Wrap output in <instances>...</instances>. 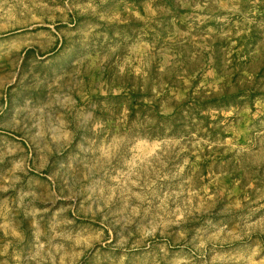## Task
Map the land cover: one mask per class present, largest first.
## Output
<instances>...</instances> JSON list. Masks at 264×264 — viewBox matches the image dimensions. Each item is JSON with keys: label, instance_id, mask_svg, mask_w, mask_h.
<instances>
[{"label": "rangeland", "instance_id": "rangeland-1", "mask_svg": "<svg viewBox=\"0 0 264 264\" xmlns=\"http://www.w3.org/2000/svg\"><path fill=\"white\" fill-rule=\"evenodd\" d=\"M0 264H264V0H0Z\"/></svg>", "mask_w": 264, "mask_h": 264}]
</instances>
